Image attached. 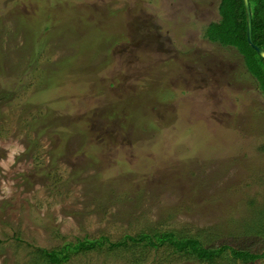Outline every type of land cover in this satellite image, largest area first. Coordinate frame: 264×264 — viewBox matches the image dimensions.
I'll return each instance as SVG.
<instances>
[{
  "label": "rangeland",
  "instance_id": "obj_1",
  "mask_svg": "<svg viewBox=\"0 0 264 264\" xmlns=\"http://www.w3.org/2000/svg\"><path fill=\"white\" fill-rule=\"evenodd\" d=\"M219 3L0 0V264H264L233 253L264 251V97Z\"/></svg>",
  "mask_w": 264,
  "mask_h": 264
},
{
  "label": "trees",
  "instance_id": "obj_2",
  "mask_svg": "<svg viewBox=\"0 0 264 264\" xmlns=\"http://www.w3.org/2000/svg\"><path fill=\"white\" fill-rule=\"evenodd\" d=\"M252 17V39L253 43L264 50V0H248ZM253 4H252V3ZM254 5V6H253ZM220 20L211 23L206 29L205 35L215 44L236 50L242 57L243 64L248 74L256 81L264 97V60L257 55L255 50L249 46L246 40V19L242 0H220L218 6ZM260 15V17H259ZM219 34L211 35L210 30H218ZM216 31H214L215 33ZM236 44V49L229 46ZM242 44L246 45L257 56V59H250L243 49ZM42 90L38 95L48 93ZM43 92V94H42ZM165 239L180 252H185L198 260L211 262L225 248H204L198 240L182 238L177 239L173 234H165ZM163 237V238H164ZM104 238L89 240H77L76 242H64L60 247L42 253L43 264H63L68 260L71 253L84 252L102 246ZM111 246H115L111 244ZM118 246V245H117ZM242 261H254L264 257V251L260 254L250 253L247 250L235 249L233 252ZM234 256V255H233Z\"/></svg>",
  "mask_w": 264,
  "mask_h": 264
},
{
  "label": "water",
  "instance_id": "obj_3",
  "mask_svg": "<svg viewBox=\"0 0 264 264\" xmlns=\"http://www.w3.org/2000/svg\"><path fill=\"white\" fill-rule=\"evenodd\" d=\"M244 11H245V19H246V40L249 46H251L257 55L264 60V50L260 49L253 43L252 39V17L248 0H242Z\"/></svg>",
  "mask_w": 264,
  "mask_h": 264
}]
</instances>
